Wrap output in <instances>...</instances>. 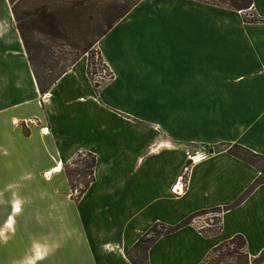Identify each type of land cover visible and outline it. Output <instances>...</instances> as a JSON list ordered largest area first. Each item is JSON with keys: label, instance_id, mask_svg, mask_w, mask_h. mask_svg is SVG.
<instances>
[{"label": "crops", "instance_id": "crops-1", "mask_svg": "<svg viewBox=\"0 0 264 264\" xmlns=\"http://www.w3.org/2000/svg\"><path fill=\"white\" fill-rule=\"evenodd\" d=\"M98 47L111 80L96 90L84 56L42 96L0 0V264H131L155 224L230 207L260 175L226 147L264 157V23L142 0ZM81 153L95 181L75 202L64 167ZM219 217L217 234L194 222L161 237L149 264H201L237 235L261 255L264 185Z\"/></svg>", "mask_w": 264, "mask_h": 264}, {"label": "trees", "instance_id": "trees-1", "mask_svg": "<svg viewBox=\"0 0 264 264\" xmlns=\"http://www.w3.org/2000/svg\"><path fill=\"white\" fill-rule=\"evenodd\" d=\"M142 0H9L11 11L19 32L27 60L33 76L42 96L46 95L55 83L74 65L80 58L88 57V75L96 90L102 84L95 80L97 64L90 57L95 44L105 37L115 25L124 19L130 11ZM227 9L240 12H250L252 19H244L247 24L264 23L254 10L253 0H223ZM84 25L94 30L86 34V40L81 55L73 61L67 62L63 47L69 44L75 28H83ZM62 50V51H61ZM228 154L258 169L260 175L244 193V195L232 206L224 209H210L200 211L188 216L176 226L155 224L143 235L134 247L127 253L131 264H149L148 252L151 247L163 236L172 234L195 222L196 219L209 213L222 214L242 201H244L259 186L264 185V157L251 152L238 145L227 146ZM84 160V166L80 171L71 168L79 161ZM190 161L186 167H189ZM96 157L90 153L78 154L76 159L64 167L69 180L72 199L79 202L89 187L95 181ZM79 175L75 180L74 175ZM221 218L212 231L201 233L208 237L221 231ZM247 243L243 236L237 235L214 248L201 264H263L264 251L255 259H251L246 253Z\"/></svg>", "mask_w": 264, "mask_h": 264}, {"label": "rangeland", "instance_id": "rangeland-1", "mask_svg": "<svg viewBox=\"0 0 264 264\" xmlns=\"http://www.w3.org/2000/svg\"><path fill=\"white\" fill-rule=\"evenodd\" d=\"M118 2H122V0H117ZM199 3L203 4H208L211 6H216V7H221L224 8L225 5L222 3L223 0H194ZM240 13V12H239ZM242 14V13H241ZM243 18L244 19H252L251 13L250 12H243ZM75 31L72 34V39L69 44H65L66 47H63V53H65V57L67 59V62L69 63L70 61H73L76 57L81 55V52L84 48L85 45V40H86V34L91 35L90 33L92 30H94L92 27H88L84 25L83 28H75ZM62 51V50H61ZM90 57L94 60V62L97 64V68L101 69L102 67L106 69L109 78H113V74L111 70L107 67L105 64L101 52L99 51L98 44H95V46L92 49V52H90ZM98 70V69H97ZM96 79V78H95ZM98 80V79H97ZM84 160L90 161L88 159H83L82 162L79 161L77 165L73 166L71 168L73 171H80L84 166ZM260 166L264 168V163H261ZM79 175H74L75 180L79 179ZM219 218L218 213H209L206 215L201 216L200 218L196 219L195 222L198 224V227L201 228L202 230L206 232L212 231L215 227H211L214 223L217 224V220Z\"/></svg>", "mask_w": 264, "mask_h": 264}, {"label": "built area", "instance_id": "built-area-1", "mask_svg": "<svg viewBox=\"0 0 264 264\" xmlns=\"http://www.w3.org/2000/svg\"><path fill=\"white\" fill-rule=\"evenodd\" d=\"M97 69H98L97 70V74L95 75V78H96L95 80L96 81H99L102 84V83L107 82V81L110 80L109 75H108V73H107L105 68L102 67L101 69H99V68H97ZM45 131H46V128H45ZM176 188L177 187H175V189Z\"/></svg>", "mask_w": 264, "mask_h": 264}, {"label": "water", "instance_id": "water-1", "mask_svg": "<svg viewBox=\"0 0 264 264\" xmlns=\"http://www.w3.org/2000/svg\"><path fill=\"white\" fill-rule=\"evenodd\" d=\"M210 153H212V151H210Z\"/></svg>", "mask_w": 264, "mask_h": 264}]
</instances>
